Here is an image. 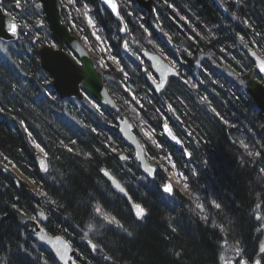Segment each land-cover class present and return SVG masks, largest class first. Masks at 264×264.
<instances>
[{"label":"trees","instance_id":"trees-1","mask_svg":"<svg viewBox=\"0 0 264 264\" xmlns=\"http://www.w3.org/2000/svg\"><path fill=\"white\" fill-rule=\"evenodd\" d=\"M117 1L122 23L100 0H61L63 23L94 51L116 112L87 93L61 100L40 65V49L56 45L41 4L0 0L20 29L16 41L0 40V264H60L32 234L39 212L82 264H264V119L248 90L251 79L264 84L250 57L264 56V0H155L153 15ZM144 51L179 73L160 94ZM125 117L159 168L154 181L119 134ZM175 174L184 186L169 197L162 186Z\"/></svg>","mask_w":264,"mask_h":264},{"label":"water","instance_id":"water-1","mask_svg":"<svg viewBox=\"0 0 264 264\" xmlns=\"http://www.w3.org/2000/svg\"><path fill=\"white\" fill-rule=\"evenodd\" d=\"M100 1L105 9L115 19L121 22L117 1L111 0L110 3L108 0ZM38 2L42 5L45 19L50 27L54 41L58 46L57 48H53L47 45L40 49V65L52 78L53 86L58 96L62 100L75 98L79 101H83L85 99L84 92H86L106 108L118 111L119 107L108 88L105 86L103 76L98 71L97 65L89 50L85 47L80 38L72 35L70 29L63 23L61 0H38ZM135 2L148 14H154L156 6L155 0H135ZM112 4L116 5L115 9L112 8ZM12 24L17 26V32L15 34L10 31V26ZM154 29L160 39L168 47H171L172 44L170 40L165 36L159 26L154 25ZM18 34L19 25L17 21L11 16L6 15L0 6V40L4 42L16 41L18 39ZM66 49H68L71 54H69ZM143 56L151 64L153 74L159 80L157 82L153 77H150V84L157 92H162L167 85L169 77L178 76L176 69L167 63L159 54L144 52ZM250 57L255 62L257 70L264 75V57L256 51H251ZM157 85H161V87L157 88ZM249 94L257 104L264 119V84L255 79H251L249 81ZM117 123L121 138L134 152V157L141 166L142 172L148 179L155 180L159 169L149 163L145 148L135 134L134 125L128 118L119 119ZM163 131L165 137L172 144L177 147L181 146L179 139L175 136L170 126H164ZM185 155L186 158H189L187 152H185ZM122 159L125 160V157H122ZM36 162L39 170L42 173H47L48 164L46 158L38 154L36 156ZM106 178L112 185V188L120 196L127 199L129 198L126 191L114 177L110 174H106ZM169 186L173 188L172 192L166 190ZM162 190L167 196H173V183H166ZM130 204L137 219L145 217L146 210L141 204L133 202ZM141 210H143V213L138 216L137 213H140ZM37 218L42 226L47 225L48 220L45 214L38 213ZM42 226L36 225L32 230L38 244L50 251L60 264H79L80 255L71 243L61 236L49 235ZM95 249L96 247L91 245V251L94 252ZM257 261L261 264L260 260ZM256 262L253 264H256ZM242 264L249 263L244 262Z\"/></svg>","mask_w":264,"mask_h":264},{"label":"rangeland","instance_id":"rangeland-1","mask_svg":"<svg viewBox=\"0 0 264 264\" xmlns=\"http://www.w3.org/2000/svg\"><path fill=\"white\" fill-rule=\"evenodd\" d=\"M124 46H125V44H124ZM2 48L1 49H3L2 51H4V49L6 48V46H1ZM126 49L128 48V46L127 47H125ZM89 51L91 52V54H94V51L89 47ZM97 54V53H96ZM95 55V54H94ZM38 152H39V154H41V155H45V153H44V151H41V148H38ZM185 152L186 151H184V154H185ZM25 180V179H24ZM169 180L174 184V186L175 187H178V188H183V183L181 182V179L178 177V175L177 174H175V175H170V178H169ZM29 184H30V186L32 187V188H35L34 187V185L31 183V182H28ZM107 218H112L110 215H108V214H106L105 215ZM104 216V218L106 219V217ZM35 222H39L38 220L37 221H35ZM97 249V248H96ZM96 249L94 250V252L93 253H95V251H96ZM92 252V251H91ZM222 264H232L231 262H229V261H227L225 258H223L222 259Z\"/></svg>","mask_w":264,"mask_h":264},{"label":"snow or ice","instance_id":"snow-or-ice-1","mask_svg":"<svg viewBox=\"0 0 264 264\" xmlns=\"http://www.w3.org/2000/svg\"><path fill=\"white\" fill-rule=\"evenodd\" d=\"M108 2L110 3L111 0H108ZM112 8L115 9V8H116V5H115V4H112ZM10 31H11L13 34H15V33L17 32V26H16L15 24H12V25L10 26ZM125 47H127V43H126V42H125ZM159 87H161V85H157V88H159ZM36 147H40V146H39V145H36ZM245 147H247V145H245ZM69 150H70V149H69ZM113 150H114V149H113ZM41 151H43V149H41ZM249 154L252 155V153H249ZM256 155H259V153H256ZM45 170H46V169H45ZM166 190L169 191V192H172V191H173V188H172L171 186H169ZM216 207L219 208L220 205H219V204H216ZM96 211L99 212V207H98V206H97V208H96ZM142 213H143V210H141L140 213H137V215L140 216V215H142ZM106 219H108V218L106 217ZM89 227H90V229H91V226H89ZM128 234L131 235V233H128ZM89 243H90V242H89ZM93 247H95V246L93 245ZM261 251L264 252V248H261ZM256 264H259V262L257 261Z\"/></svg>","mask_w":264,"mask_h":264},{"label":"bare ground","instance_id":"bare-ground-1","mask_svg":"<svg viewBox=\"0 0 264 264\" xmlns=\"http://www.w3.org/2000/svg\"><path fill=\"white\" fill-rule=\"evenodd\" d=\"M0 6H1V2H0ZM1 8H2V10L4 11V13L6 14V15H8V16H10V14L9 13H7L4 9H3V7L1 6ZM254 101V100H253ZM257 105V104H256ZM258 107V106H257Z\"/></svg>","mask_w":264,"mask_h":264},{"label":"flooded vegetation","instance_id":"flooded-vegetation-1","mask_svg":"<svg viewBox=\"0 0 264 264\" xmlns=\"http://www.w3.org/2000/svg\"><path fill=\"white\" fill-rule=\"evenodd\" d=\"M80 255V254H79ZM80 260H81V256H80Z\"/></svg>","mask_w":264,"mask_h":264}]
</instances>
